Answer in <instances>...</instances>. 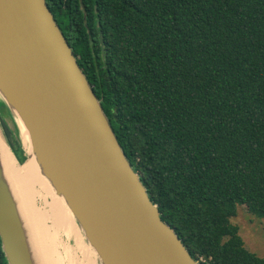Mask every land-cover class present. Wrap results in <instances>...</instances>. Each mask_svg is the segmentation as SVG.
I'll return each instance as SVG.
<instances>
[{
    "label": "trees",
    "instance_id": "trees-1",
    "mask_svg": "<svg viewBox=\"0 0 264 264\" xmlns=\"http://www.w3.org/2000/svg\"><path fill=\"white\" fill-rule=\"evenodd\" d=\"M47 3L192 256L264 264L232 223L239 204L264 218V0ZM12 122L3 121L9 143L32 172ZM0 264H9L1 237Z\"/></svg>",
    "mask_w": 264,
    "mask_h": 264
},
{
    "label": "water",
    "instance_id": "water-1",
    "mask_svg": "<svg viewBox=\"0 0 264 264\" xmlns=\"http://www.w3.org/2000/svg\"><path fill=\"white\" fill-rule=\"evenodd\" d=\"M0 98L6 145L18 160L3 125L11 118L29 158L20 119L101 264H200L162 219L47 0H0ZM0 237L9 264H34L1 153Z\"/></svg>",
    "mask_w": 264,
    "mask_h": 264
},
{
    "label": "bare ground",
    "instance_id": "bare-ground-1",
    "mask_svg": "<svg viewBox=\"0 0 264 264\" xmlns=\"http://www.w3.org/2000/svg\"><path fill=\"white\" fill-rule=\"evenodd\" d=\"M18 123L24 147L29 154L28 161H30L33 171L31 172L28 167L26 169L22 163H19L6 145L1 134L0 153L4 164L5 179L16 200L20 216L28 233L34 264H77L80 258L78 257L77 259L71 246H67L66 244H64V252L66 253L68 263H64L63 261V257L58 250L59 246H61L59 239L61 231L67 235L68 239L71 236L75 238L76 249L83 255L82 259L84 261L82 264L97 263V255L95 258L96 252L94 254L93 249L84 240V235L65 200L56 195L49 181L42 175L36 155L32 150L28 131L20 119H18ZM38 176L42 181V188L38 185ZM37 188L44 190L52 198V203L48 205L51 214L48 211H43L36 205L39 194ZM48 219L52 221V227L47 226L46 221Z\"/></svg>",
    "mask_w": 264,
    "mask_h": 264
},
{
    "label": "rangeland",
    "instance_id": "rangeland-1",
    "mask_svg": "<svg viewBox=\"0 0 264 264\" xmlns=\"http://www.w3.org/2000/svg\"><path fill=\"white\" fill-rule=\"evenodd\" d=\"M2 120H3V118H2ZM7 120L9 121V124L13 125V122H12L13 120L11 118H7ZM25 163L26 162H24L23 165L26 167V169H28L27 168L28 165L25 164ZM32 164H33V162H32ZM39 182L42 185V181L40 179H39ZM37 191L39 192V194L37 196L36 205L40 209H42L43 211H48L51 214V210H50V207L48 205L52 203V198L49 196V194L47 192H45L44 190H42L40 188H37ZM43 194H44V196H42ZM46 223H47L48 227H52V225H53V223H52V221L50 219H48L46 221ZM232 223L237 225V226H239L240 235L242 236V238H243V240L245 242V246L247 247V249L249 251L257 254L260 257H264V218H259L257 216H254L253 214H251L249 212V210H248L246 205L239 204L238 205V214H237L236 217L232 218ZM77 225H78V223H77ZM82 234L84 235L83 231H82ZM83 238L86 241V243L89 244L87 242V240L85 239V236ZM59 239L61 241V246H59L58 250H59V252L61 253V255L63 257L64 263H68L67 262L68 259L66 257V253L64 252V244H66L67 246H71V248H72V250L74 252V255L76 254V258L77 259H78V257L80 258V259H78L77 264L78 263L82 264V262L84 261L82 259L83 255H82V253L79 250L76 249L77 245H76L75 238L73 236H71L68 239L67 235H65L61 231V233H59ZM93 252L95 254L94 250H93ZM96 255L97 254H95V258H96ZM95 264H101L99 259H98L97 263L95 262Z\"/></svg>",
    "mask_w": 264,
    "mask_h": 264
}]
</instances>
